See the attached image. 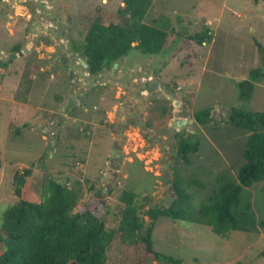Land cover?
Wrapping results in <instances>:
<instances>
[{
	"label": "rangeland",
	"instance_id": "rangeland-1",
	"mask_svg": "<svg viewBox=\"0 0 264 264\" xmlns=\"http://www.w3.org/2000/svg\"><path fill=\"white\" fill-rule=\"evenodd\" d=\"M250 1L152 0L144 21L164 27L175 42L158 54L133 48L117 67L92 75L77 49L96 19L126 21L118 12L122 0H0V61L7 62L0 66V213L17 200L13 177L25 168L32 170L37 195L50 179L66 182L78 191L77 208L94 206L107 226L118 223L123 188L134 190L147 210L175 198L169 186L175 173L201 182L188 187L197 205L221 174L235 180L240 162L231 164L227 153L242 147L249 132L227 123L224 109L264 111V76L247 102L239 100L237 88L251 69L264 71V54L255 43L264 45V24L254 29L244 9L255 12ZM204 33L206 45L196 38ZM176 46L178 60L166 70L172 75H160ZM210 46V60L201 69ZM155 78L169 87L147 91L144 83L150 86ZM183 103L188 121L178 126L174 113ZM205 108L213 118L201 125L193 115ZM182 133L199 139L188 162L177 152ZM246 191L257 220L264 219V178ZM144 220L148 228L151 219ZM152 239L155 250L182 264H264L261 227L222 237L207 225L162 215ZM108 255V264H157L142 243L125 246L118 238Z\"/></svg>",
	"mask_w": 264,
	"mask_h": 264
},
{
	"label": "trees",
	"instance_id": "trees-1",
	"mask_svg": "<svg viewBox=\"0 0 264 264\" xmlns=\"http://www.w3.org/2000/svg\"><path fill=\"white\" fill-rule=\"evenodd\" d=\"M122 2L118 12L126 21L104 24L96 19L77 49L92 75L104 67H112L133 48L145 54H158L171 42L172 37L164 27L144 21L152 0ZM205 37L206 33L196 35L200 42ZM255 43L264 54V45L257 40ZM6 64L0 61V66ZM263 76L261 67H255L246 79L237 82L241 102L250 100L254 83ZM193 116L201 125L213 118L208 108L196 111ZM226 121L232 127L249 132L242 147L233 146L231 151L227 148L231 164L240 162L235 180L221 174L197 205L188 187L192 182L199 185L201 182L185 181L175 173L171 183L176 196L169 207L153 204L147 210L138 202L134 190L123 188L119 195L123 207L116 226H107L102 211L94 206L77 208L78 191L66 182L50 179L37 195L32 188L31 168L16 172L13 178L17 200L0 213V264H108V251L117 238L125 246L136 247L142 243L148 257L157 264H182L181 259L153 248L154 222L162 215L207 225L222 237L233 230L251 232L257 227L264 228V219L257 220L246 191L264 178V111L232 107ZM198 149L199 139L195 133L180 135L177 152L183 161L188 162V154ZM144 215L151 219L145 231ZM261 253L264 255V249Z\"/></svg>",
	"mask_w": 264,
	"mask_h": 264
},
{
	"label": "crops",
	"instance_id": "crops-1",
	"mask_svg": "<svg viewBox=\"0 0 264 264\" xmlns=\"http://www.w3.org/2000/svg\"><path fill=\"white\" fill-rule=\"evenodd\" d=\"M251 3L250 4H252V6H253V8H254V10H255V12L249 7V6H247V5H244V9H245V11H246V13L247 14H249L248 15V17H249V19L250 18H254V24H255V27H254V29L256 28V27H259V26H261V24H264V21H263V19H264V0H251L250 1ZM260 10H262V11H260ZM237 15H239V14H237ZM254 29H252L253 31H254ZM255 32V31H254ZM207 34H208V36L210 35H212L213 34V31H211L210 29H208V31H207ZM209 36V37H210ZM177 37H172V39H171V42H170V44L168 45V46H171L172 44H173V42H175V39H176ZM205 38H207V37H205ZM181 39V38H180ZM181 41V40H180ZM201 43H203L204 45H206L205 44V39L203 40V41H201ZM178 44V43H177ZM262 44V43H261ZM263 45V44H262ZM167 47V46H166ZM165 47V48H166ZM178 47L179 46H176V50L174 51V53L172 52V53H170L169 54V56L168 57H166L165 58V61L163 62L164 64H166L165 65V67H166V69H163L164 70V73H163V70L162 71H160V75H165L166 77H169V75H172V74H168L167 72H166V70H167V67L173 62V61H175V60H178V58H176L177 57V55H178V52H179V49H178ZM211 52H212V47L210 46V47H207V49H206V51H205V55H202L203 56V61H205V62H202L201 63V69H202V67L203 66H207V63L209 62V60H210V56H211ZM202 56H198L197 58H199V59H196L197 61H200V58H202ZM176 58V59H175ZM126 60V61H128V59L127 58H123V60ZM150 60H151V58H149ZM162 63V61H159V63ZM131 67V66H130ZM204 68V67H203ZM248 74H249V72H248ZM247 74V75H248ZM149 75H153V72H150L149 73ZM158 76V75H157ZM242 77H245V76H242ZM157 78V77H156ZM156 78H155V81L158 83V87H160V88H162V87H164L165 85H163V83H161L160 81H157L156 80ZM183 79H187V77H184ZM244 79H246V78H244ZM169 86L168 85H166L165 86V88L167 89ZM187 87V86H186ZM0 90H1V85H0ZM192 94H194V93H192ZM193 101H194V97H193V99H191L190 100V102L193 104ZM1 102V101H0ZM178 103V102H177ZM176 104V103H175ZM189 106V105H188ZM232 108V107H231ZM230 108V109H231ZM230 109H224L226 112H225V114H226V118H227V115H228V112H229V110ZM220 109H218L217 111H219ZM216 111V110H215ZM214 111V112H215ZM214 114V113H213ZM225 114H224V116H225ZM218 117L220 116V115H217ZM174 122L176 121V120H173ZM175 125H176V123H175ZM187 134V133H186Z\"/></svg>",
	"mask_w": 264,
	"mask_h": 264
},
{
	"label": "water",
	"instance_id": "water-1",
	"mask_svg": "<svg viewBox=\"0 0 264 264\" xmlns=\"http://www.w3.org/2000/svg\"><path fill=\"white\" fill-rule=\"evenodd\" d=\"M19 54H21V52H19ZM16 56V54L15 53H13L12 55H11V57H15ZM122 60V58H118V60L117 61H115L114 63H113V65H112V68H115V67H117V65H118V63L120 62ZM80 61H81V63H82V65L84 66V67H86V63L80 58ZM70 68V67H69ZM157 82H152L151 84H150V86H149V83L148 82H145L144 83V86L146 87L145 89L147 90V91H149V92H153V89L155 88V87H157ZM177 103V102H176ZM174 116L175 117H177L178 119H176V121H175V123H176V125H184V124H186L187 123V121H188V110H187V105L186 104H181V108H180V111H175V113H174ZM190 120H192V119H190ZM164 175H165V177L166 178H168L169 177V172H168V165L167 164H165L164 165ZM172 184H169V186H171ZM171 192L173 193V194H175V190H174V188H172L171 189ZM173 199H174V197L173 196H168V197H166L165 199H164V201H163V205H164V207H169V202H172L173 201ZM147 224H145L144 226H143V230L144 229H146L147 228Z\"/></svg>",
	"mask_w": 264,
	"mask_h": 264
},
{
	"label": "bare ground",
	"instance_id": "bare-ground-1",
	"mask_svg": "<svg viewBox=\"0 0 264 264\" xmlns=\"http://www.w3.org/2000/svg\"><path fill=\"white\" fill-rule=\"evenodd\" d=\"M120 157V156H119ZM124 157V156H123ZM121 158V157H120Z\"/></svg>",
	"mask_w": 264,
	"mask_h": 264
},
{
	"label": "flooded vegetation",
	"instance_id": "flooded-vegetation-1",
	"mask_svg": "<svg viewBox=\"0 0 264 264\" xmlns=\"http://www.w3.org/2000/svg\"><path fill=\"white\" fill-rule=\"evenodd\" d=\"M55 19V18H54Z\"/></svg>",
	"mask_w": 264,
	"mask_h": 264
}]
</instances>
